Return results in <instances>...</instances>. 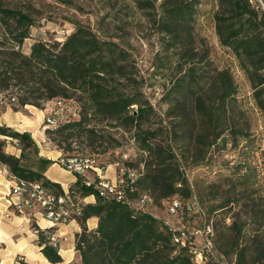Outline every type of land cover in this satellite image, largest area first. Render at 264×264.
Masks as SVG:
<instances>
[{
  "label": "trees",
  "instance_id": "obj_1",
  "mask_svg": "<svg viewBox=\"0 0 264 264\" xmlns=\"http://www.w3.org/2000/svg\"><path fill=\"white\" fill-rule=\"evenodd\" d=\"M161 10L163 32L173 41L187 43L192 36L195 12L192 3L163 0ZM213 23L220 45L232 53L250 83L252 100L264 127V0H217ZM34 26L30 14L7 9L0 3V92L10 85L17 88V107L13 111L28 105L43 110L53 100L68 101L75 97L80 104L79 118L68 116L67 122L45 131L48 140L56 142L57 150L63 153L60 159L71 157L65 154L73 151L69 142L73 137L92 136L96 124L112 122L114 128L133 132L136 147L146 155L143 169L133 183L134 190L127 192L128 198L148 195L154 203L177 200L184 207L180 212L183 227L170 228L150 213L100 198L92 188L82 186L81 176L73 174L76 180L69 185V193L95 197V202L87 204L77 220L80 232L75 235L74 246L80 264H194L191 250L197 248L195 237L185 231V218L192 210L186 207L191 201L172 143L186 146L202 141L200 134L194 140V128L190 125L196 117L210 134L208 146L226 131L233 139L247 135L239 126L244 124V112L238 108L237 86L230 71L204 73L195 67L188 69L169 94L173 97L167 102L172 143L163 144L157 141V131L149 129L153 118L151 107L140 94L130 91L128 82L123 83L130 80L126 72L127 55L116 43L100 40L89 29L76 26L62 42L35 41L28 53H24L23 43L30 38ZM0 137L16 142L15 148L20 151L18 157L6 154L5 140L0 139V164L7 168L9 178L40 183L56 195L63 193L58 183L45 177L53 161L38 156L30 133L0 126ZM61 143L66 145L61 147ZM30 154L37 160L33 168L22 164ZM261 157L264 165V149ZM117 161L130 167V163L120 159L111 164ZM239 169L234 187L244 191L239 201L252 208L249 175ZM90 219H97L95 229H88ZM29 225L37 232L46 260L51 264L61 263L57 250L48 245L44 236L51 229H41L34 220ZM227 228L237 237L241 232L235 224ZM249 238L248 244L243 245L234 238L236 264H264L263 232L252 230ZM209 264L216 261L211 259Z\"/></svg>",
  "mask_w": 264,
  "mask_h": 264
},
{
  "label": "rangeland",
  "instance_id": "obj_2",
  "mask_svg": "<svg viewBox=\"0 0 264 264\" xmlns=\"http://www.w3.org/2000/svg\"><path fill=\"white\" fill-rule=\"evenodd\" d=\"M181 1L191 2L195 11L192 36L187 43L173 41L163 32V0H0V3L7 9L30 14L35 21V26L30 29V38L23 43L24 53H28L35 41L62 42L76 26L89 29L100 40L116 43L127 55L126 72L130 80L122 81L124 84L128 82L126 85L130 91L140 94L151 107L153 118L149 129L157 131V141L163 144L172 143L167 102L173 97L169 94L188 69L195 67L204 73L223 69L230 71L237 86L238 108L244 112V124L239 126L247 135L233 139L226 131L208 146L210 134L203 130L201 120L196 117L190 125L194 128V140L200 134L202 141H193L186 146L176 142L172 143V148L187 180V198L192 207L185 218V231L191 234L211 224L215 242L214 260L222 264H236L234 238L239 245H243L244 242L248 244L252 230L261 229L264 234L262 117L252 100L249 81L232 53L220 45L215 34L213 15L217 10V0ZM10 97L18 98L17 88L13 85L0 92V111L7 106L16 109L17 102L8 105ZM46 109L53 113L56 108L52 103L45 104L43 110L30 105L22 108V112L35 124L31 136L38 148V156L42 149L58 151L57 143L48 140L43 126ZM79 111L80 104L75 97L65 102L63 112L67 117L78 119ZM113 125L105 121L93 127L92 136L73 137L69 141L73 151L65 156L93 159L96 165L105 167L106 177L115 175V167L111 163L117 159L127 161L131 170L141 172L146 155L136 147L133 132L114 128ZM37 131H43L44 140H40ZM65 145L61 143L60 146ZM3 150L9 155L20 154L6 141ZM36 163L34 154L22 161L27 168H33ZM238 169L249 175L252 208L239 201L244 191L234 187ZM86 177L92 178L93 172L89 170ZM167 206L166 202H153L143 209L174 228L183 227L180 215H170ZM232 224L241 229L238 237L227 228ZM194 243L201 249L204 239L198 235Z\"/></svg>",
  "mask_w": 264,
  "mask_h": 264
},
{
  "label": "built area",
  "instance_id": "obj_3",
  "mask_svg": "<svg viewBox=\"0 0 264 264\" xmlns=\"http://www.w3.org/2000/svg\"><path fill=\"white\" fill-rule=\"evenodd\" d=\"M15 50H18V47H15ZM15 102V97H10L7 101L8 105H12ZM65 102L61 99L53 100V104H57V111L56 113H49L46 109V116L43 118L44 129L53 130L61 123L68 121V117L63 112ZM0 138L16 149V142L8 137ZM59 163L63 169L81 176L83 178L82 186L92 188L100 198L106 201L126 203L135 211L142 212H145L143 208L146 204L153 203L151 197L148 195L140 196L134 200L128 198L127 192L134 190L133 183L137 180L139 173L125 167L121 161L113 164L115 167V175L112 178L106 177L105 167L96 165L93 159L74 157L60 159ZM89 170L93 172L92 178L86 177V173ZM0 175L5 177L11 184L8 193L9 213L23 217L28 222L34 220L37 225L40 220L46 221L49 224V227L46 229H51V232H45L44 236L48 245L53 248H56L57 245L59 228L70 223H77L78 218L81 217L82 209L87 204L95 202L93 195L81 197L78 194H70L69 187L67 189L62 188L63 193L60 195H56L55 193L54 195H47L44 187L40 183L27 181L17 182L15 179L9 178L7 168L1 164ZM166 203L168 205V212L172 216H179L181 210L184 208L177 200ZM190 208V206L186 207L187 210H190ZM165 224L170 228H174L167 223ZM32 231L37 235L36 231ZM191 234L194 237L199 235L204 239V245L201 249L193 248L191 250L194 264H209L210 260L215 258L211 224L205 225L202 230L196 229ZM215 261L216 264H222L218 260Z\"/></svg>",
  "mask_w": 264,
  "mask_h": 264
},
{
  "label": "crops",
  "instance_id": "obj_4",
  "mask_svg": "<svg viewBox=\"0 0 264 264\" xmlns=\"http://www.w3.org/2000/svg\"><path fill=\"white\" fill-rule=\"evenodd\" d=\"M23 110L13 111L9 106L4 108V112L0 113V126L32 134L35 124L22 112ZM37 134L40 140H44L42 139L43 131H37ZM39 156L53 161L44 174L51 182L58 183L63 189H67L76 180L72 173L60 166L61 153L59 151L42 149L39 151ZM10 187L9 181L0 175V264H51L43 256L38 236L31 230L29 222L23 217L9 213L8 193ZM38 226L41 229H46L49 224L40 220ZM96 226L97 219L87 221L88 229H95ZM79 232L80 227L77 223H70L59 228L55 249L62 258V262L58 264H80V258L74 246L75 235Z\"/></svg>",
  "mask_w": 264,
  "mask_h": 264
},
{
  "label": "bare ground",
  "instance_id": "obj_5",
  "mask_svg": "<svg viewBox=\"0 0 264 264\" xmlns=\"http://www.w3.org/2000/svg\"><path fill=\"white\" fill-rule=\"evenodd\" d=\"M51 103L53 104V102H51ZM54 106H55L56 109L53 111V113H56V111H57V104H54ZM44 191L46 192L47 195H54L53 192L49 191L45 187H44Z\"/></svg>",
  "mask_w": 264,
  "mask_h": 264
}]
</instances>
